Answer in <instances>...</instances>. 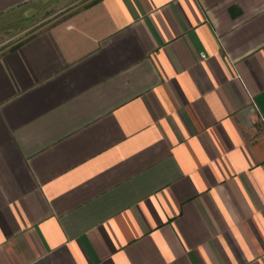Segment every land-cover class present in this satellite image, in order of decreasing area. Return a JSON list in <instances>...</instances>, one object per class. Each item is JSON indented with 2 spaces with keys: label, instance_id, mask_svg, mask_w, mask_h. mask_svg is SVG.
<instances>
[{
  "label": "crops",
  "instance_id": "0c3cea01",
  "mask_svg": "<svg viewBox=\"0 0 264 264\" xmlns=\"http://www.w3.org/2000/svg\"><path fill=\"white\" fill-rule=\"evenodd\" d=\"M0 264H264V0H0Z\"/></svg>",
  "mask_w": 264,
  "mask_h": 264
},
{
  "label": "rangeland",
  "instance_id": "374dc122",
  "mask_svg": "<svg viewBox=\"0 0 264 264\" xmlns=\"http://www.w3.org/2000/svg\"><path fill=\"white\" fill-rule=\"evenodd\" d=\"M28 33H29V32H27V33H24V34H28ZM21 36H23V35H21ZM21 36H20V37H21ZM20 37H18V38H20Z\"/></svg>",
  "mask_w": 264,
  "mask_h": 264
},
{
  "label": "built area",
  "instance_id": "2783aa9c",
  "mask_svg": "<svg viewBox=\"0 0 264 264\" xmlns=\"http://www.w3.org/2000/svg\"><path fill=\"white\" fill-rule=\"evenodd\" d=\"M203 54V53H202Z\"/></svg>",
  "mask_w": 264,
  "mask_h": 264
}]
</instances>
